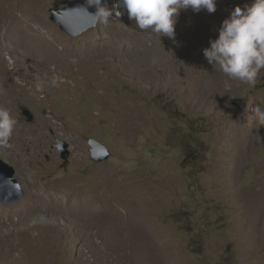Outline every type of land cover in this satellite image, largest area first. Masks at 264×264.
I'll return each instance as SVG.
<instances>
[{
    "label": "rangeland",
    "instance_id": "374dc122",
    "mask_svg": "<svg viewBox=\"0 0 264 264\" xmlns=\"http://www.w3.org/2000/svg\"><path fill=\"white\" fill-rule=\"evenodd\" d=\"M71 1L0 0V56L8 75L16 73L12 85H0V107L18 122L0 158L25 190L0 208L29 201L33 179L42 187L60 182L63 198L84 195L98 220L124 225L105 227L107 243L78 211L51 212L37 201L33 213L2 217L0 264H264V126L254 114L264 105V68L249 85L203 55L223 20L252 0H217L211 14L181 10L174 39L116 15L117 0H106L107 23L71 35L51 19V9ZM15 22L20 37L60 50L69 43L84 55L61 70L30 67L10 42L20 35L10 31ZM58 138L69 143L66 164ZM90 138L108 146V158H92Z\"/></svg>",
    "mask_w": 264,
    "mask_h": 264
},
{
    "label": "clouds",
    "instance_id": "9594fccd",
    "mask_svg": "<svg viewBox=\"0 0 264 264\" xmlns=\"http://www.w3.org/2000/svg\"><path fill=\"white\" fill-rule=\"evenodd\" d=\"M85 4L88 9L95 8L91 14L98 23H107L113 15L106 0H85ZM116 8L120 10L116 15L126 12L140 30L174 39L181 10L191 8L194 12L215 13L217 0H117ZM218 32V37L210 40V46L203 50L204 58L230 80L254 85L264 68V0L236 6ZM230 88L226 81L225 89ZM254 114L257 123L264 126V105L256 107ZM17 123L11 109L0 107V146H10Z\"/></svg>",
    "mask_w": 264,
    "mask_h": 264
},
{
    "label": "bare ground",
    "instance_id": "6f19581e",
    "mask_svg": "<svg viewBox=\"0 0 264 264\" xmlns=\"http://www.w3.org/2000/svg\"><path fill=\"white\" fill-rule=\"evenodd\" d=\"M17 22L10 25V31H11L12 35H13V33L14 34H20L21 32L23 33L22 30L24 28L21 27L23 25H21ZM20 36H21V34L19 35V37H16L14 39V35H13L12 40L10 42L12 43V45H15L14 48L17 51L25 52L28 66H30L31 63L37 62L38 63L37 67L48 66L51 69L55 68L57 70H61V68L63 69L65 67H67L68 65L69 66H71V64L74 65L73 58H75V56H78V57L81 56L82 57V55H84V52L79 50V48L68 50L66 45L69 43H67L66 45L64 44L60 50V48H57V45L56 46L53 45L51 43V41H50V43L44 42V41L39 42V41H36L32 37H23V36L20 37ZM58 36H60V34H57V36H54L56 39V42H58V38H59ZM61 37H63V35ZM61 37H60L59 41L62 40ZM22 38H26V39L22 40ZM90 43H92V42H90ZM91 45H93V44H91ZM91 45H89V46H91ZM19 47H20V49H19ZM87 49L88 48H84L83 50H87ZM101 50H102L101 48L97 49V51H101ZM61 51H62V53H60ZM63 51H66V52H63ZM0 58H1V60H0V85H2L3 87L6 88L7 86L12 85V83H14L13 81L15 79L16 73L13 71L12 73H10L8 75V73L5 71V67H4L5 62H3V60H2L3 59L2 56H0ZM12 63H15V60ZM3 90H5V89H3ZM23 148L25 150L26 149L28 150L27 146H25ZM29 153L32 155L35 154L36 153V146L34 148H32L31 151H29ZM19 154H18L17 158L21 161V159L22 158L24 159V157H23V155H21V154L19 155ZM32 184L33 185L31 186V190L29 191L28 198L30 199L29 201L33 200L34 202L31 201L32 203L31 202L29 203L28 199H26L16 206H13V207H10L7 209L0 208V226H2L4 224V222H6L5 219L3 220V218H2L5 214L9 216L10 214H12V212L16 213V211L23 210V208L25 210L29 209L30 212L32 211V213H33L34 211L37 210V205H36L37 201L38 202L40 201V202L44 203L47 206V210H50L51 212L56 211V212L73 213V211H78L79 212L78 217L80 220L88 223L89 227L97 229L96 230L97 233H99V234L103 233L104 235H106L105 241L107 243H113V241L110 239L111 233L108 232L105 229V227L107 229H110L112 227H113V229L117 228L123 224V218L118 219V220H115V219L113 220V218H116V217H113L111 219V218L106 216V218H104V220H102V221L98 220V217H96L92 213H90V211L88 209V204L86 202V200H87L86 196L81 195L79 193H74V192L69 193V195L67 194L66 198H63L61 196L60 192L62 191V189H64L67 186L66 183L57 182V183L50 184V185H47L45 183L44 187H42V186H38V182L36 179H33ZM38 207H40V206H38ZM29 210H28V212H29ZM100 215L101 214H98L97 216H100ZM23 218L20 217V219H23ZM102 218H103V216H102ZM129 224H130V226H132V225H134V222H132V224L131 223H129ZM109 231H111V230H109ZM131 231L134 232L133 228ZM132 237H133V235H132ZM134 238H136L135 235H134ZM130 242H131V240H130ZM132 245H131V247H132ZM113 248H118V246L114 245ZM114 251H117V250H114ZM126 251H128V249ZM116 253H117V256H115V258H118V256H119L118 254H120V253H118V252H116Z\"/></svg>",
    "mask_w": 264,
    "mask_h": 264
},
{
    "label": "water",
    "instance_id": "95a60500",
    "mask_svg": "<svg viewBox=\"0 0 264 264\" xmlns=\"http://www.w3.org/2000/svg\"><path fill=\"white\" fill-rule=\"evenodd\" d=\"M51 19L60 24V27L71 35H79L87 29L97 24L96 17L91 14L95 12V8H87L85 0H72L68 5L59 9H51ZM245 102L241 100L235 101L240 109L245 106ZM27 120L32 121L34 118L33 112L25 108L23 110ZM57 147L64 164H66L71 151L69 143L61 138H58ZM92 158L95 161H102L108 158L110 151L108 146L97 138H90ZM16 169L9 162L0 158V203L11 204L18 201L24 194L25 190L22 184L15 176Z\"/></svg>",
    "mask_w": 264,
    "mask_h": 264
}]
</instances>
